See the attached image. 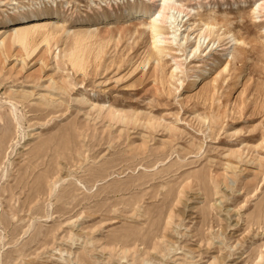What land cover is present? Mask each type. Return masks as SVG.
I'll return each instance as SVG.
<instances>
[{
    "label": "rangeland",
    "instance_id": "1",
    "mask_svg": "<svg viewBox=\"0 0 264 264\" xmlns=\"http://www.w3.org/2000/svg\"><path fill=\"white\" fill-rule=\"evenodd\" d=\"M172 2L0 0V264H264V3Z\"/></svg>",
    "mask_w": 264,
    "mask_h": 264
},
{
    "label": "bare ground",
    "instance_id": "2",
    "mask_svg": "<svg viewBox=\"0 0 264 264\" xmlns=\"http://www.w3.org/2000/svg\"><path fill=\"white\" fill-rule=\"evenodd\" d=\"M152 2L151 6L149 7H143V8H137L134 10V13L130 14L131 20H140L141 15L144 13H149V12H157L159 13V17L164 22H167L168 20H171V16L167 13L171 10H177V6L172 2V0H149ZM263 1L264 0H260ZM245 3V2H244ZM179 9V8H178ZM181 9V7H180ZM184 9V8H183ZM28 8H24L22 13H19L15 19H13L11 22L16 21V26L10 29H14L15 31L13 32V36L8 38H3L1 39V44L7 46V44H17L21 46L25 52L27 53V56L33 55L36 50H37V45L34 43L36 39H42V42L46 43L47 45L51 44V40L54 38V33L50 32L48 30L47 24L45 25L43 21H45L47 18L51 17L52 12H47L43 10H39L35 13H32L31 15L27 14ZM181 11V10H180ZM161 13V14H160ZM108 17H105V20H107ZM156 19V18H155ZM154 19V20H155ZM154 22V21H153ZM169 22V21H168ZM18 24V25H17ZM204 28L206 30L212 29L213 26H211L208 23H204ZM202 27V26H201ZM4 29V28H3ZM204 29V30H205ZM156 37L162 35L161 30L157 29L153 31ZM90 38V37H89ZM87 39L84 37H78L76 40V47L74 51L68 55V61L71 64L72 68L77 71V72H82L86 70V64H87V56H86V50H87ZM231 43L234 46H240V45H245L244 39H240V37H237L235 34H232L230 36ZM8 44V48L10 47ZM228 55L225 54L223 57H227ZM227 58V62H228ZM212 62V59L209 57L202 65L199 67L200 69L198 70V75L196 81H194L192 84L194 88L197 86L199 80L201 79V76L199 73L203 72V69L208 66Z\"/></svg>",
    "mask_w": 264,
    "mask_h": 264
}]
</instances>
